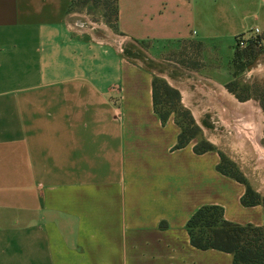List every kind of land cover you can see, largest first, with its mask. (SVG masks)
Returning <instances> with one entry per match:
<instances>
[{"label": "crops", "instance_id": "obj_1", "mask_svg": "<svg viewBox=\"0 0 264 264\" xmlns=\"http://www.w3.org/2000/svg\"><path fill=\"white\" fill-rule=\"evenodd\" d=\"M72 1L0 0V264H232L186 223L218 205L264 226L262 204L241 203L217 148L175 147L154 72L124 50L196 41L212 60L195 75L226 95L235 37L257 27L264 49V0H117L115 27Z\"/></svg>", "mask_w": 264, "mask_h": 264}, {"label": "rangeland", "instance_id": "obj_2", "mask_svg": "<svg viewBox=\"0 0 264 264\" xmlns=\"http://www.w3.org/2000/svg\"><path fill=\"white\" fill-rule=\"evenodd\" d=\"M69 9L90 21H104L113 26L112 0H74ZM154 47L150 42H139L126 45L124 51L154 72L160 87L158 108L169 110L181 125L197 128L192 142L205 140L217 148L225 168L239 172L264 200V110L261 104L264 99V49L254 48L258 53L254 58L247 47H236L235 37L233 73L224 85V93L230 97H225L221 88L209 83L202 85L204 82L195 75L212 60L211 56L202 54L203 47L198 42L181 40ZM236 64L243 68L239 70ZM160 80L176 90L179 98L170 91L163 92ZM184 87L192 95L190 103H184L178 89L183 91ZM197 111L201 112L200 117H195ZM256 120L260 135L258 143L254 144L248 137V126ZM242 131L245 136L241 135Z\"/></svg>", "mask_w": 264, "mask_h": 264}, {"label": "trees", "instance_id": "obj_3", "mask_svg": "<svg viewBox=\"0 0 264 264\" xmlns=\"http://www.w3.org/2000/svg\"><path fill=\"white\" fill-rule=\"evenodd\" d=\"M73 2L74 0L71 4H73ZM112 9L114 20L111 24L115 27L118 13L117 0H112ZM246 47L245 48L250 51L254 58L258 55L252 43H249ZM236 68L240 70L243 66L236 64ZM157 81L158 79L154 76L153 105L154 110L159 114L161 120L165 121L170 115V111H163L158 108L161 97L159 91L160 87L157 85ZM159 82L162 85L163 92L166 93L170 91L176 94L177 99L179 98L178 92L170 88L164 80H160ZM261 104L264 110V99L261 100ZM188 119H190V117ZM175 121L180 127L175 147H183L196 136L197 128H190L189 125H181L176 117ZM190 123L193 125L191 119ZM214 148L215 147L209 142L201 140L194 145L193 150L196 153H203ZM217 168L219 172L229 175L245 185V193L241 197V203L243 205L250 206L262 204L264 208V200L247 184L239 172L236 170H234V172L229 171L221 161ZM186 229L190 244L195 248L202 250L216 249L230 253L232 255V264H264V226H254L251 224L240 225L227 221L223 216V209L218 205H204L198 208L188 219Z\"/></svg>", "mask_w": 264, "mask_h": 264}, {"label": "built area", "instance_id": "obj_4", "mask_svg": "<svg viewBox=\"0 0 264 264\" xmlns=\"http://www.w3.org/2000/svg\"><path fill=\"white\" fill-rule=\"evenodd\" d=\"M249 43H252V45L255 48L262 47V38H261V32L259 28L254 27L252 30L243 32L236 36V47L237 48L239 49L245 48Z\"/></svg>", "mask_w": 264, "mask_h": 264}, {"label": "bare ground", "instance_id": "obj_5", "mask_svg": "<svg viewBox=\"0 0 264 264\" xmlns=\"http://www.w3.org/2000/svg\"><path fill=\"white\" fill-rule=\"evenodd\" d=\"M253 116V115H252ZM254 118V117H253ZM252 123V122H251ZM247 129V128H246ZM249 129V136L250 137V141H252L254 144H257L259 141V128H258V124H257V120L256 122H254L250 127L248 126ZM243 132V133H242ZM240 132L242 136H245L244 131ZM248 134V132H247Z\"/></svg>", "mask_w": 264, "mask_h": 264}]
</instances>
